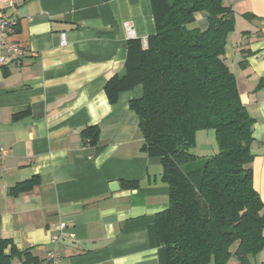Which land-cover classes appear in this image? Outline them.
<instances>
[{
	"label": "crops",
	"instance_id": "1",
	"mask_svg": "<svg viewBox=\"0 0 264 264\" xmlns=\"http://www.w3.org/2000/svg\"><path fill=\"white\" fill-rule=\"evenodd\" d=\"M229 3L236 22L225 56L255 118L254 187L264 200V0ZM0 11L19 20L15 38L28 50L0 64V145L8 149L0 157V237L41 260L58 250L56 264H167L155 220L170 205L161 159L142 150L134 92L112 103L105 91L125 69L129 39L146 45L156 31L151 0H0ZM92 125L100 127L98 153L81 134ZM33 175L41 182L32 190L8 193ZM130 180L139 186H124ZM61 221L73 236L55 244Z\"/></svg>",
	"mask_w": 264,
	"mask_h": 264
},
{
	"label": "trees",
	"instance_id": "2",
	"mask_svg": "<svg viewBox=\"0 0 264 264\" xmlns=\"http://www.w3.org/2000/svg\"><path fill=\"white\" fill-rule=\"evenodd\" d=\"M151 3L156 31L146 45L129 39L125 69L108 80L105 91L112 103L122 91L134 92L129 108L138 116L142 150L161 159L170 205L156 214L158 241L167 264H253L252 257L264 250V200L254 187L255 118L225 56L235 12L229 0ZM198 13L205 28L191 26ZM200 130H214L219 146L202 159L193 151ZM81 134L96 153L102 150L98 125ZM40 182L33 175L8 193L17 196ZM124 186L137 188L139 181ZM16 260L46 262L31 248L20 250L11 238L0 237V264Z\"/></svg>",
	"mask_w": 264,
	"mask_h": 264
},
{
	"label": "built area",
	"instance_id": "3",
	"mask_svg": "<svg viewBox=\"0 0 264 264\" xmlns=\"http://www.w3.org/2000/svg\"><path fill=\"white\" fill-rule=\"evenodd\" d=\"M10 6L13 2L9 1ZM19 20L16 17L6 14L0 11V64L7 65L12 62H20L28 53V50L22 42L18 41L15 36ZM126 29L130 36H135V29L130 23H126ZM62 44H66L67 40L65 34L61 35ZM8 149L0 145V157L6 156ZM59 230L58 234L52 236V242L57 244L60 241L73 236L72 233L66 231V222H59L56 226ZM58 250L50 251L45 264H56L58 261Z\"/></svg>",
	"mask_w": 264,
	"mask_h": 264
},
{
	"label": "rangeland",
	"instance_id": "4",
	"mask_svg": "<svg viewBox=\"0 0 264 264\" xmlns=\"http://www.w3.org/2000/svg\"><path fill=\"white\" fill-rule=\"evenodd\" d=\"M191 26H199L202 28L206 27V23H200L196 22L192 24ZM209 146L214 147L217 151L218 149V143L216 140V136L214 134V130H200L197 133L196 136V147L193 149L198 159H202L205 156V150H208ZM264 261V250L257 256L252 257L253 264H262Z\"/></svg>",
	"mask_w": 264,
	"mask_h": 264
},
{
	"label": "water",
	"instance_id": "5",
	"mask_svg": "<svg viewBox=\"0 0 264 264\" xmlns=\"http://www.w3.org/2000/svg\"><path fill=\"white\" fill-rule=\"evenodd\" d=\"M114 187H119V184L117 181L113 182L112 185H111V188L113 189Z\"/></svg>",
	"mask_w": 264,
	"mask_h": 264
}]
</instances>
